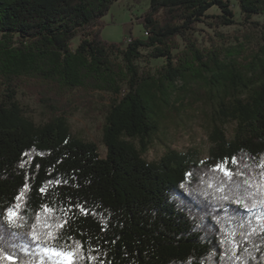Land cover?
Returning a JSON list of instances; mask_svg holds the SVG:
<instances>
[{"label":"trees","instance_id":"trees-1","mask_svg":"<svg viewBox=\"0 0 264 264\" xmlns=\"http://www.w3.org/2000/svg\"><path fill=\"white\" fill-rule=\"evenodd\" d=\"M118 1L0 0V264H264V0H148L123 48L101 37ZM95 92L104 157L65 118ZM173 97L212 110L203 161L143 157Z\"/></svg>","mask_w":264,"mask_h":264},{"label":"rangeland","instance_id":"rangeland-1","mask_svg":"<svg viewBox=\"0 0 264 264\" xmlns=\"http://www.w3.org/2000/svg\"><path fill=\"white\" fill-rule=\"evenodd\" d=\"M147 5L148 0H143L141 4H134L131 0H119L114 3L103 18L102 39L109 43H116L123 48L129 43L130 36L142 38L143 28L136 23L135 18L145 11ZM215 10L212 8L211 11ZM224 30H234L239 39L251 42H255L259 36L257 32L239 26ZM76 41L74 39V43ZM142 52L144 54L143 61L138 63L140 70L145 67L153 72L163 63L161 59L147 57V51ZM177 86L180 87V84ZM113 98L106 93L95 92L88 98L79 99L70 104L65 115L71 135L94 143L102 157L106 153L102 142L104 115ZM17 101L25 116L34 123L42 124L48 119L49 115L40 107L32 93L20 91ZM184 101L187 105L191 103L190 96L186 97ZM169 103L173 107V114L161 124L159 132L151 139V144L143 157L147 161H157L170 148L181 152L195 151L201 161L205 160L211 145L208 136L213 127L212 110L199 102L195 104L194 108L197 111L193 114L189 111V108L193 106L180 108L174 97ZM227 131L230 133L231 128Z\"/></svg>","mask_w":264,"mask_h":264},{"label":"snow or ice","instance_id":"snow-or-ice-1","mask_svg":"<svg viewBox=\"0 0 264 264\" xmlns=\"http://www.w3.org/2000/svg\"><path fill=\"white\" fill-rule=\"evenodd\" d=\"M226 175H227V173H226Z\"/></svg>","mask_w":264,"mask_h":264}]
</instances>
